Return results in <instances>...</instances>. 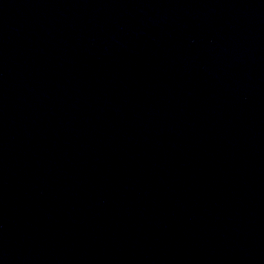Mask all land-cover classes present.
Wrapping results in <instances>:
<instances>
[{
  "label": "water",
  "instance_id": "1",
  "mask_svg": "<svg viewBox=\"0 0 264 264\" xmlns=\"http://www.w3.org/2000/svg\"><path fill=\"white\" fill-rule=\"evenodd\" d=\"M0 264H264V0H0Z\"/></svg>",
  "mask_w": 264,
  "mask_h": 264
}]
</instances>
